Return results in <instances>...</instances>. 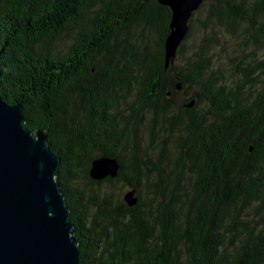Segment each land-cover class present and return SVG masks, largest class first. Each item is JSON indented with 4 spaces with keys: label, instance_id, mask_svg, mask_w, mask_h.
<instances>
[{
    "label": "trees",
    "instance_id": "16d2710c",
    "mask_svg": "<svg viewBox=\"0 0 264 264\" xmlns=\"http://www.w3.org/2000/svg\"><path fill=\"white\" fill-rule=\"evenodd\" d=\"M170 20L154 0H0V96L60 159L79 264H264V0H203L165 69ZM218 32L242 56L227 73ZM100 157L116 178L89 177Z\"/></svg>",
    "mask_w": 264,
    "mask_h": 264
},
{
    "label": "water",
    "instance_id": "95a60500",
    "mask_svg": "<svg viewBox=\"0 0 264 264\" xmlns=\"http://www.w3.org/2000/svg\"><path fill=\"white\" fill-rule=\"evenodd\" d=\"M154 1L171 12L164 43L167 69L203 0ZM193 104L192 100L186 107ZM59 167L60 159L50 150L47 133L31 132L22 107L9 105L0 96V264H79L69 208L55 179ZM118 171L115 158L100 157L91 162L89 177L93 181L113 179ZM123 201L134 207L136 190L126 191Z\"/></svg>",
    "mask_w": 264,
    "mask_h": 264
},
{
    "label": "rangeland",
    "instance_id": "374dc122",
    "mask_svg": "<svg viewBox=\"0 0 264 264\" xmlns=\"http://www.w3.org/2000/svg\"><path fill=\"white\" fill-rule=\"evenodd\" d=\"M196 33L194 35V38L196 36ZM218 34L220 35L219 37L221 40V42H220L221 46L219 49L214 51L213 57H216L219 59V61L216 62L217 67H219L224 72L226 71V73H227V71L229 69V65H228L229 61L228 60L230 58L232 59V58H237V57H242V56L239 55L240 51H239V49H237V44L235 42H233L229 37H227L225 34H222L221 32H218ZM245 52L248 53V51H245ZM258 56L262 57V56H264V53L263 54L259 53ZM226 58H228V59L226 60ZM259 60H261V59H259ZM104 189L107 190L106 187ZM110 189H112V188H109L107 191H114V190H110ZM115 192H116V194L117 193L121 194L120 190H116ZM123 193H122V195H123Z\"/></svg>",
    "mask_w": 264,
    "mask_h": 264
}]
</instances>
